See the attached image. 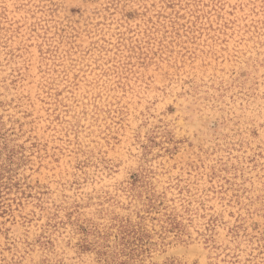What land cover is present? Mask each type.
Segmentation results:
<instances>
[{
	"label": "rangeland",
	"instance_id": "obj_1",
	"mask_svg": "<svg viewBox=\"0 0 264 264\" xmlns=\"http://www.w3.org/2000/svg\"><path fill=\"white\" fill-rule=\"evenodd\" d=\"M0 264H264V0H0Z\"/></svg>",
	"mask_w": 264,
	"mask_h": 264
},
{
	"label": "trees",
	"instance_id": "obj_2",
	"mask_svg": "<svg viewBox=\"0 0 264 264\" xmlns=\"http://www.w3.org/2000/svg\"><path fill=\"white\" fill-rule=\"evenodd\" d=\"M122 239H123V241H124V240H125V237H123ZM123 241H122V242H123Z\"/></svg>",
	"mask_w": 264,
	"mask_h": 264
}]
</instances>
